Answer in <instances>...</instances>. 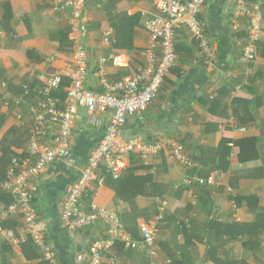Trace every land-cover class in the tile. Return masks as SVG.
Returning a JSON list of instances; mask_svg holds the SVG:
<instances>
[{"label": "crops", "instance_id": "1", "mask_svg": "<svg viewBox=\"0 0 264 264\" xmlns=\"http://www.w3.org/2000/svg\"><path fill=\"white\" fill-rule=\"evenodd\" d=\"M248 1L259 4L264 14V0ZM55 3L0 0V185L7 180L14 158L30 156V140L40 118L39 92L45 82L56 73L76 68L70 17L65 10H56ZM156 4L157 0H87V32L82 37L89 56L86 88L102 91V68L111 80L143 68L149 43L146 24L158 15ZM233 16L234 0H208L199 21L213 55H203L190 32L181 29L176 66L148 110L128 118L121 133L124 140L180 141L187 155L210 161L205 168L197 163V168L214 169L210 175L215 176L216 185L190 187L187 169L165 151L155 156L148 168L131 156L128 169L138 167L135 176L147 181L137 197L118 188V181L102 169L105 184L94 182L83 199L88 211L93 203L117 210L126 231L141 244V224L154 223L156 199L168 198L166 219L158 225L157 256L149 257L144 246L129 251L118 244L113 250L117 264H264V38L257 47L256 60L245 62L247 19H239L240 31L235 32ZM106 33H110L109 43L104 41ZM110 53L123 55L129 69L117 68L110 61L104 65L102 61ZM69 85L65 78L58 99L66 100ZM15 99L21 104L4 105ZM110 116L111 112L80 109L71 143L73 160L51 165L34 180L38 192L33 205L60 264H86L91 244L105 236L102 223L68 231L61 212L69 188L102 140ZM237 126L246 133L237 131ZM57 132L53 128L50 136ZM247 138L258 141V154L249 159L253 153H245L248 160L242 163L236 143ZM222 145L230 148L227 161H216V150ZM153 184L159 187L155 189ZM9 204L0 197V209ZM2 226L21 234L24 221L18 216ZM0 264L45 262L33 242L11 247L0 237Z\"/></svg>", "mask_w": 264, "mask_h": 264}, {"label": "built area", "instance_id": "2", "mask_svg": "<svg viewBox=\"0 0 264 264\" xmlns=\"http://www.w3.org/2000/svg\"><path fill=\"white\" fill-rule=\"evenodd\" d=\"M207 2L208 0H157L158 15L146 24L149 43L143 68L119 80H111L102 68V91H95L84 86L89 66L88 50L82 38L87 32V0H56L55 9L65 10L70 17L76 68L70 72L56 73L45 82L39 92L40 118L30 140V156L23 159L14 158L7 180L0 185V196L7 193L14 197L11 204L0 209V237L7 245L19 247L31 239L47 264H60L54 246L44 235L38 212L33 205L38 192L34 180L44 175L51 165L73 160L71 143L77 115L80 109H86L89 113L111 112V116L102 140L89 156L78 180L69 188L61 212L62 224L70 232L89 229L98 223L104 225L105 236L91 244L86 264H117L113 250L118 243H122L127 249H139L144 246L149 257L157 256L158 225L166 219L169 210L168 199L158 197L155 201V222L141 224V244L134 241L125 230L117 210L102 208L93 203L88 211L83 206V199L94 182L98 181L99 186L105 184V177L100 173L102 169L115 180L121 178L130 166L132 155H138L143 166L148 168L155 156L168 151L184 168L197 167L187 155L184 145L176 139L163 138L157 142L138 138L124 140L121 133L128 118L148 110L157 98L165 79L176 66L177 38L181 29L190 32L203 55H213L210 41L199 21ZM241 17L247 19L248 37L243 50V60L252 63L257 58V47L264 38V14L259 4H250L248 0H234L232 28L235 32L240 31ZM104 41L110 42V33L104 35ZM108 61L117 68L129 69V64L121 54L110 53L102 62L105 65ZM65 78L70 80V85L67 98L62 101L54 93L61 88ZM2 86L7 88L6 83ZM25 90L29 92L28 87H25ZM20 104L19 99L4 102L6 107ZM53 128L58 132L51 137ZM236 130L246 133L245 128L237 126ZM216 183L214 175L208 178L197 176L187 181L190 187L198 184L211 188ZM18 216L24 221L21 234L3 228L5 221Z\"/></svg>", "mask_w": 264, "mask_h": 264}, {"label": "trees", "instance_id": "3", "mask_svg": "<svg viewBox=\"0 0 264 264\" xmlns=\"http://www.w3.org/2000/svg\"><path fill=\"white\" fill-rule=\"evenodd\" d=\"M5 19H6V21L9 20L8 18H5ZM180 31H179V34H180ZM178 38H179V35H178ZM178 38H177V50H178ZM0 47H1V45H0ZM62 85H63V83H62ZM7 88H8V85H7ZM61 89H62V86H61V88L59 90L61 91ZM58 91L54 93L55 96H57V94L59 93ZM24 93H25V91H24ZM257 142L258 141L255 140V139H248L247 138V139H244V140L239 141V142L236 143V145L239 146L240 149H241V157H240V159H241L242 163H245L248 160V158L251 159L253 157L254 158L257 157V154H258ZM223 151H225V152L223 153ZM229 151H230V148L228 146H226V145L223 146L222 145L220 149H217L216 150V153H215V156L217 157V160L216 161H218L219 158H220V160L226 159V161H227V152H229ZM247 152H252L253 155H250L248 158H246L245 157V155H246L245 153H247ZM133 156L136 159L137 158L140 159V157L138 155H133ZM189 158H190V160L193 163H195V164H197V163L201 164L203 166V168H205L207 166V163L210 162V161H206L207 163H205V162L201 161V159L198 158L197 156H195V157H190L189 156ZM21 159H23V158H21ZM202 163L203 164H206V165H203ZM141 165L143 166L142 163H141ZM218 169H219V167H216L215 168V170H217V171H218ZM137 170H138V167L130 168V169H128V170H126L124 172V174L122 175L121 178H119L118 180H115V181H118L117 182L119 184L118 185V188H120L121 190L125 189L127 191H131L132 193L130 192V196H132V197H137L138 195H140L141 193H143L141 191V188L147 182L145 180V178L136 177L135 176V172ZM187 171L190 174L189 175L190 176L189 178H193L198 173L200 174V177L208 178L210 176L211 172L214 171V169H207L206 168L205 170H203V169H200V168H197L196 167L195 169H187ZM104 174H106V173H104ZM153 185L155 186L154 187L155 189L159 187V185H157V184H153ZM203 188H205V187H203ZM116 189H117V187H116ZM144 194L146 196H154V195H152V193H144ZM155 195H158V194L155 193ZM0 197L3 198V199H5V201L7 203H10V204L14 201V197L11 194L4 193ZM160 198L168 199V198H165V197H160ZM122 224H123V222H122ZM124 228H125V226H124ZM31 242H33V241L31 239H29V241L26 244H23V245L31 244ZM118 244H122V243H118ZM132 250L133 249H129V251H132ZM45 264H47V263L45 262Z\"/></svg>", "mask_w": 264, "mask_h": 264}, {"label": "rangeland", "instance_id": "4", "mask_svg": "<svg viewBox=\"0 0 264 264\" xmlns=\"http://www.w3.org/2000/svg\"><path fill=\"white\" fill-rule=\"evenodd\" d=\"M195 185H196V184H194V186H195ZM227 190H228V191H227ZM227 190H226V191H227V192H229V194H231V192H230V191H231V189H228V188H227ZM228 201H229V203H231V202H232V199H231V197H230V196H229V200H228Z\"/></svg>", "mask_w": 264, "mask_h": 264}]
</instances>
